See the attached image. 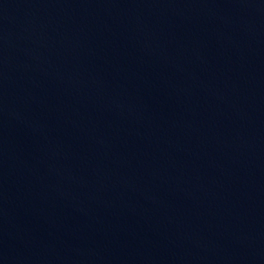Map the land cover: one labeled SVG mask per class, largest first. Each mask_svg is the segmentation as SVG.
Instances as JSON below:
<instances>
[{
	"label": "water",
	"instance_id": "95a60500",
	"mask_svg": "<svg viewBox=\"0 0 264 264\" xmlns=\"http://www.w3.org/2000/svg\"><path fill=\"white\" fill-rule=\"evenodd\" d=\"M0 264H264V0H0Z\"/></svg>",
	"mask_w": 264,
	"mask_h": 264
}]
</instances>
